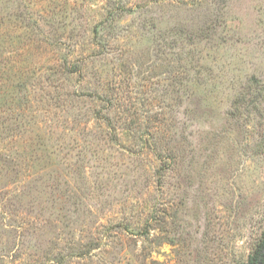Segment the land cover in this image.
I'll return each mask as SVG.
<instances>
[{
	"label": "rangeland",
	"instance_id": "rangeland-1",
	"mask_svg": "<svg viewBox=\"0 0 264 264\" xmlns=\"http://www.w3.org/2000/svg\"><path fill=\"white\" fill-rule=\"evenodd\" d=\"M264 230V0H0V264H240Z\"/></svg>",
	"mask_w": 264,
	"mask_h": 264
},
{
	"label": "trees",
	"instance_id": "trees-1",
	"mask_svg": "<svg viewBox=\"0 0 264 264\" xmlns=\"http://www.w3.org/2000/svg\"><path fill=\"white\" fill-rule=\"evenodd\" d=\"M240 264H264V230L246 261Z\"/></svg>",
	"mask_w": 264,
	"mask_h": 264
}]
</instances>
